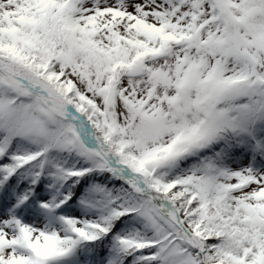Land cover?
Masks as SVG:
<instances>
[{
	"label": "snow or ice",
	"instance_id": "snow-or-ice-1",
	"mask_svg": "<svg viewBox=\"0 0 264 264\" xmlns=\"http://www.w3.org/2000/svg\"><path fill=\"white\" fill-rule=\"evenodd\" d=\"M0 264H264V0H0Z\"/></svg>",
	"mask_w": 264,
	"mask_h": 264
}]
</instances>
